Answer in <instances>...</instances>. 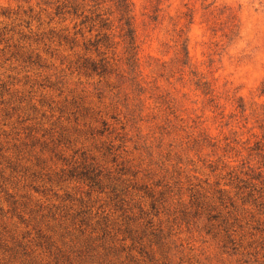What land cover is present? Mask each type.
Listing matches in <instances>:
<instances>
[{"label": "rangeland", "instance_id": "1", "mask_svg": "<svg viewBox=\"0 0 264 264\" xmlns=\"http://www.w3.org/2000/svg\"><path fill=\"white\" fill-rule=\"evenodd\" d=\"M101 1L0 0V264H264V0H131L133 73Z\"/></svg>", "mask_w": 264, "mask_h": 264}, {"label": "trees", "instance_id": "2", "mask_svg": "<svg viewBox=\"0 0 264 264\" xmlns=\"http://www.w3.org/2000/svg\"><path fill=\"white\" fill-rule=\"evenodd\" d=\"M92 2L96 0H91ZM113 3V6L115 7V10L118 14V21L120 22V37L123 44L124 54H125V64L130 70V72H135L136 69V62H137V41H136V35L133 25V16H132V3L131 0H110ZM101 2H105V0H102ZM101 2H95L92 4V7H94L97 4H100ZM79 9V4H73V3H61L58 4L56 7V13H69V14H77V11ZM84 11H82L80 14H83ZM91 13H94V11H90ZM113 11H110L108 13V16L112 14ZM106 13H96L94 14V17L99 18V27L101 28H107L110 29L112 25L111 19L109 17H102V14ZM84 19L82 20V23L90 19L91 21L94 20L92 17H88L87 15H84ZM95 18V19H96ZM100 40L105 41V43L108 41V35H104L102 38H100L98 41L94 42V45L99 43ZM108 46V45H107ZM185 51V46L182 43L181 51ZM180 51V52H181ZM185 55V52H184ZM91 71L97 72L100 75H104L108 73L107 63L103 62V59H100V63H90L88 66ZM204 87L206 86L205 83H203ZM86 168V167H85ZM76 172V171H74ZM76 176H79L80 179L82 177L85 178L91 184V186L97 185L98 182H96L95 176H90L89 174H86L84 172H80L76 174Z\"/></svg>", "mask_w": 264, "mask_h": 264}]
</instances>
